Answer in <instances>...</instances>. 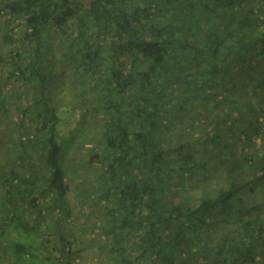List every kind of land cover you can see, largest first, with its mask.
Instances as JSON below:
<instances>
[{
  "label": "trees",
  "instance_id": "trees-1",
  "mask_svg": "<svg viewBox=\"0 0 264 264\" xmlns=\"http://www.w3.org/2000/svg\"><path fill=\"white\" fill-rule=\"evenodd\" d=\"M0 27V264H264V0H0Z\"/></svg>",
  "mask_w": 264,
  "mask_h": 264
},
{
  "label": "rangeland",
  "instance_id": "rangeland-1",
  "mask_svg": "<svg viewBox=\"0 0 264 264\" xmlns=\"http://www.w3.org/2000/svg\"><path fill=\"white\" fill-rule=\"evenodd\" d=\"M5 15L2 17L4 18ZM16 23V21H14ZM4 27H0V54L4 55L5 51L8 48V43L4 42L3 39L1 38V34L4 32L3 31ZM4 60V59H3ZM5 67H7V64H4ZM3 72V73H2ZM5 68L2 69V67L0 66V78L4 77L5 75ZM2 76V77H1ZM9 87V85H7ZM15 90L18 91H22L23 87L22 84L20 82H17L13 85ZM67 90H69L67 88ZM62 96V97H61ZM61 97V98H60ZM58 98H60V104H64V102H74L75 98L73 96L72 93H70L69 91L66 92V94H64V92H61L60 95H58ZM7 117H10L9 115ZM87 118L90 119V114H87ZM77 124V117H76V113H74L73 108L70 112H63V115L61 116V119L59 121V139L60 142L62 144L63 147V154H65V156H69L70 157V161L68 162H64L63 165L66 167L67 169V174L72 176V179H70L69 183H70V190H69V204H71V206L76 207V209L78 210L81 206L80 205H76V191L78 190V181L75 182L76 180L82 181L81 179L84 180V178L86 177V181H91L92 177H90L93 174V169L91 168L90 165H86L87 167V171H81L80 168V163L84 161V158L82 159L81 156L84 153L85 149H84V142L82 141H73V135H69L68 131H71V128H74ZM97 124V123H96ZM88 129L90 130L89 135L94 136V134H92V132L96 133L98 132V127L94 126L93 124H89L88 125ZM67 136V138H65ZM82 139V138H80ZM3 157V156H1ZM91 168V169H90ZM91 170V171H88ZM81 183V182H80ZM82 184V183H81ZM84 209H82V212L80 213V215H78L75 218H69L68 221H66L64 223L65 225H69L73 230H76V235H82V238L84 241H86L88 239H90L91 236H93V230L91 232V229L94 228L97 229L98 227L93 226L92 222L94 221V218H88L86 216V214L83 211ZM1 214L7 216V213L5 210H1L0 208V217ZM75 215V213H74ZM79 224H83L84 226H86V230L88 229V233H84V231H78L77 230V226ZM97 235V233H96ZM87 241V242H88ZM38 251V250H36ZM42 252H39V255H41ZM83 255V256H82ZM95 258H94V254L92 253V248L89 246L85 251H83V253L81 254V256H79L74 264H94L95 263Z\"/></svg>",
  "mask_w": 264,
  "mask_h": 264
}]
</instances>
